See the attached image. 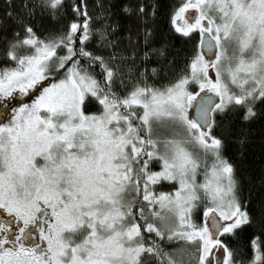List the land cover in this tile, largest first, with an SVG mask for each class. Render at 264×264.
Returning <instances> with one entry per match:
<instances>
[{"label":"snow or ice","instance_id":"snow-or-ice-1","mask_svg":"<svg viewBox=\"0 0 264 264\" xmlns=\"http://www.w3.org/2000/svg\"><path fill=\"white\" fill-rule=\"evenodd\" d=\"M261 116L264 0H5L0 264H264Z\"/></svg>","mask_w":264,"mask_h":264},{"label":"trees","instance_id":"trees-1","mask_svg":"<svg viewBox=\"0 0 264 264\" xmlns=\"http://www.w3.org/2000/svg\"><path fill=\"white\" fill-rule=\"evenodd\" d=\"M119 2L120 0H117V3ZM4 3L5 0H0V12L3 11ZM158 27V35H163L166 27L163 19L158 22ZM180 44V40L176 38L174 40V46L179 48ZM180 62L182 61L178 60V63ZM250 128V142L246 146L243 156L237 155V146L235 143L229 144V154L235 157L241 164V171L246 177L245 192L251 186L258 193L261 177L264 175V116L253 121Z\"/></svg>","mask_w":264,"mask_h":264},{"label":"rangeland","instance_id":"rangeland-1","mask_svg":"<svg viewBox=\"0 0 264 264\" xmlns=\"http://www.w3.org/2000/svg\"><path fill=\"white\" fill-rule=\"evenodd\" d=\"M17 99H23L24 102H27V100L29 99V97H23V98H21V97H17Z\"/></svg>","mask_w":264,"mask_h":264}]
</instances>
